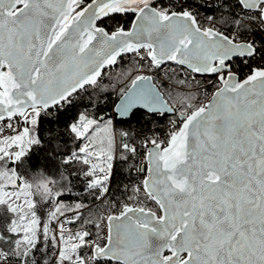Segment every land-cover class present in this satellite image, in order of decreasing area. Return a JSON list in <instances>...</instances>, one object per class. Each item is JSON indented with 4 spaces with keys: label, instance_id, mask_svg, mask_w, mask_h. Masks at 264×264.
Returning <instances> with one entry per match:
<instances>
[{
    "label": "snow or ice",
    "instance_id": "obj_1",
    "mask_svg": "<svg viewBox=\"0 0 264 264\" xmlns=\"http://www.w3.org/2000/svg\"><path fill=\"white\" fill-rule=\"evenodd\" d=\"M0 264H264V0H0Z\"/></svg>",
    "mask_w": 264,
    "mask_h": 264
},
{
    "label": "trees",
    "instance_id": "obj_2",
    "mask_svg": "<svg viewBox=\"0 0 264 264\" xmlns=\"http://www.w3.org/2000/svg\"><path fill=\"white\" fill-rule=\"evenodd\" d=\"M132 123L135 124V121H132ZM122 126L126 127L127 125H122Z\"/></svg>",
    "mask_w": 264,
    "mask_h": 264
}]
</instances>
